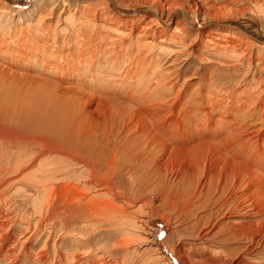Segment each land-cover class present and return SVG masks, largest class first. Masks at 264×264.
<instances>
[{
  "label": "bare ground",
  "instance_id": "6f19581e",
  "mask_svg": "<svg viewBox=\"0 0 264 264\" xmlns=\"http://www.w3.org/2000/svg\"><path fill=\"white\" fill-rule=\"evenodd\" d=\"M0 178L41 199L20 232L0 210V264H136L93 228L139 204L190 220L163 263L254 264L264 0H0Z\"/></svg>",
  "mask_w": 264,
  "mask_h": 264
},
{
  "label": "rangeland",
  "instance_id": "374dc122",
  "mask_svg": "<svg viewBox=\"0 0 264 264\" xmlns=\"http://www.w3.org/2000/svg\"><path fill=\"white\" fill-rule=\"evenodd\" d=\"M47 158L48 157H46L44 161H46ZM34 170L36 172L37 168ZM2 182L3 180L2 178H0V184ZM9 187H10L9 190H7L2 196V198H0V210H2L3 212L6 211L5 213L9 214L11 221L16 222L18 226L21 224L25 226L27 225V222L30 221L31 218L30 214L32 208L37 206L38 202H40L41 199L37 198L35 200L36 202L34 203L30 202L31 201L30 197L36 194L35 188L25 192L23 190L24 188H22L18 184H12ZM141 207L142 206L139 204L137 206L132 205L128 208L129 212L131 213V217H132L131 219H126V220L114 219L112 221L104 220L102 221L103 223L100 222L99 225H96L95 228H93V232L97 234L96 239L94 241L95 242L97 241L96 242L97 248L99 247V250H101L102 252H106V250L108 252V249L110 252L112 249H114L113 244H115L116 242H120L123 239H128L129 243L127 242L128 244L126 245H123V243L122 245L119 244L117 246V248H119L118 249L119 253L116 255L113 254L110 256L108 255V259L115 260L118 263L126 260L125 261L126 263L139 264L137 262H145L144 264H165L159 258L160 252H162L161 248H160V252H158V246H157L158 244L156 245L153 241V238L151 237V235L152 236L154 235L155 231H157L156 241L159 242V238L161 237L160 238L161 243L167 237V233H168L167 241H168L169 249H171L174 245L178 243V241L180 240L179 236H183V238L181 239H183L185 243H188L187 247L189 244L196 243L194 240H189L190 238L188 234L190 231L189 228L190 220H187L185 218H178L176 217V213L173 212L169 216L170 225L169 227L166 226L168 229L166 227H161L162 225L164 226V224L161 221H158V224H160L161 226L158 225L156 227L148 223L147 216L150 215L149 207L145 206L144 209L140 211L139 209ZM166 213L167 212H157V211L154 212L156 217L159 214H166ZM19 222L21 224H19ZM22 229L19 226L17 232L22 231ZM88 230H91V228H88ZM37 239L34 241V243L38 241ZM52 242L53 241L51 240L50 243L52 244ZM38 245H40V242L38 243ZM38 245L37 247H39ZM220 250L221 249L218 247H213L211 248L210 251L212 253H216ZM168 252L171 251L168 250ZM201 252L202 249H199L198 253ZM162 254L165 253L162 252ZM251 255L252 257H250V259L254 264H264V249L262 247L255 249Z\"/></svg>",
  "mask_w": 264,
  "mask_h": 264
}]
</instances>
